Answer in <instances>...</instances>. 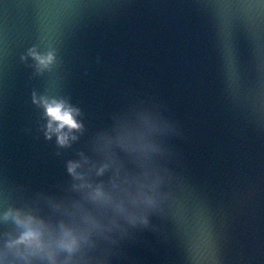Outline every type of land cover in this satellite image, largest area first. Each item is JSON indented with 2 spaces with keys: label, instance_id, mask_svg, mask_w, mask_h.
<instances>
[{
  "label": "water",
  "instance_id": "1",
  "mask_svg": "<svg viewBox=\"0 0 264 264\" xmlns=\"http://www.w3.org/2000/svg\"><path fill=\"white\" fill-rule=\"evenodd\" d=\"M0 215L7 264H264V0H0Z\"/></svg>",
  "mask_w": 264,
  "mask_h": 264
},
{
  "label": "clouds",
  "instance_id": "2",
  "mask_svg": "<svg viewBox=\"0 0 264 264\" xmlns=\"http://www.w3.org/2000/svg\"><path fill=\"white\" fill-rule=\"evenodd\" d=\"M30 55L36 60L41 68H47L54 61V55L49 53L46 56H41L33 50ZM43 106L46 110L47 117L49 119L48 125V138L51 139L52 135L55 134L58 139V143L63 147L67 146L70 139H75L74 136H70L71 133L79 131L81 125L77 123L76 116L78 112L70 107H66L63 102L52 101L48 103L47 100L43 101ZM67 129V133H65ZM79 167L78 164H70L69 172L73 175L76 174V169ZM101 193H97V196H101ZM20 224L28 225L29 230L26 231L21 238L15 242L14 245L9 247H18L23 245L26 248H36L40 249L43 247L41 242V234L34 230L30 225L31 221L25 222L23 220H17ZM74 241L66 242L63 247L72 249L74 247Z\"/></svg>",
  "mask_w": 264,
  "mask_h": 264
}]
</instances>
